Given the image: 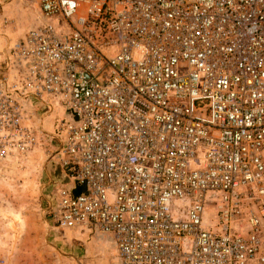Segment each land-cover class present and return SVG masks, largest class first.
Instances as JSON below:
<instances>
[{"label": "built area", "instance_id": "obj_1", "mask_svg": "<svg viewBox=\"0 0 264 264\" xmlns=\"http://www.w3.org/2000/svg\"><path fill=\"white\" fill-rule=\"evenodd\" d=\"M19 2L0 169L55 143L47 220L116 264H264V0Z\"/></svg>", "mask_w": 264, "mask_h": 264}, {"label": "rangeland", "instance_id": "obj_2", "mask_svg": "<svg viewBox=\"0 0 264 264\" xmlns=\"http://www.w3.org/2000/svg\"><path fill=\"white\" fill-rule=\"evenodd\" d=\"M35 21V12L19 0H0V42L20 36ZM55 146L48 139L26 159L0 169V264H116L108 236L61 230L47 220L50 180L63 176Z\"/></svg>", "mask_w": 264, "mask_h": 264}, {"label": "bare ground", "instance_id": "obj_3", "mask_svg": "<svg viewBox=\"0 0 264 264\" xmlns=\"http://www.w3.org/2000/svg\"><path fill=\"white\" fill-rule=\"evenodd\" d=\"M54 114V113H53ZM52 114V115H53ZM52 115H48V116H46V117H44V124H45V126L46 127H48V128H50V125H51V118H52ZM48 123H49V126H48Z\"/></svg>", "mask_w": 264, "mask_h": 264}]
</instances>
